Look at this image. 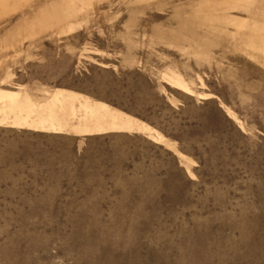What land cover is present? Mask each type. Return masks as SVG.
<instances>
[{
	"label": "rangeland",
	"instance_id": "obj_1",
	"mask_svg": "<svg viewBox=\"0 0 264 264\" xmlns=\"http://www.w3.org/2000/svg\"><path fill=\"white\" fill-rule=\"evenodd\" d=\"M0 264H264V0H0Z\"/></svg>",
	"mask_w": 264,
	"mask_h": 264
}]
</instances>
